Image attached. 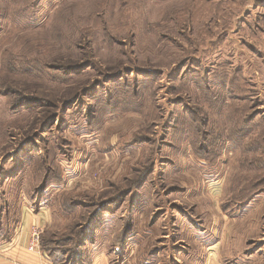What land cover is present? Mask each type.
<instances>
[{
  "label": "rangeland",
  "instance_id": "1",
  "mask_svg": "<svg viewBox=\"0 0 264 264\" xmlns=\"http://www.w3.org/2000/svg\"><path fill=\"white\" fill-rule=\"evenodd\" d=\"M23 209L53 264L218 258L223 227L264 264V0H0V237Z\"/></svg>",
  "mask_w": 264,
  "mask_h": 264
},
{
  "label": "crops",
  "instance_id": "2",
  "mask_svg": "<svg viewBox=\"0 0 264 264\" xmlns=\"http://www.w3.org/2000/svg\"><path fill=\"white\" fill-rule=\"evenodd\" d=\"M37 218L41 219L43 217V213L40 212L38 215L33 214L29 209H23L22 216H21V222L16 227L13 228V231L11 233L10 238L3 239L4 235H1L0 237V264H53L51 260L44 255L41 252H38L37 250L31 251L29 249V243L31 239V226L36 223L38 220ZM225 231V236L221 239L219 243V247L217 249L219 250V257L217 258H211V254L206 258H196L195 256H192V252L186 257L175 255L171 261H169L168 264H222V255L225 253L224 248L226 246V243L231 242L234 243L235 240L229 239L228 235V229L227 227H223ZM146 237L144 238L143 243L141 244L140 248H142L140 251H144L145 248L151 247L153 248V245L156 244L158 238H163L168 235H160L158 234V231L155 229V227H151L147 232H145ZM154 240L156 242H154ZM234 241V242H233ZM163 242V241H159ZM178 242V241H177ZM176 242V244H177ZM158 243V242H157ZM175 244V243H174ZM212 243L203 244V247H206L208 251L212 248L216 250V245H211ZM136 244L131 242L129 246H125L124 249L127 251V255L131 257L132 262L129 264H135L138 260V257H132L133 253L135 254L134 248ZM218 246V245H217ZM175 247V246H174ZM137 249V248H136ZM178 249V248H175ZM140 252V253H141ZM217 253V250L214 254ZM229 253H227L228 255ZM126 255V256H127ZM225 254V258L227 256ZM167 258H170V256H167ZM116 257L111 250L103 245L98 246V249L95 250L92 254V260L91 264H116L118 263L116 261ZM125 260H127V257H125ZM162 257L156 256L153 259L154 264H164L162 262ZM147 263L152 264L151 260H148ZM128 264V263H126Z\"/></svg>",
  "mask_w": 264,
  "mask_h": 264
},
{
  "label": "built area",
  "instance_id": "3",
  "mask_svg": "<svg viewBox=\"0 0 264 264\" xmlns=\"http://www.w3.org/2000/svg\"><path fill=\"white\" fill-rule=\"evenodd\" d=\"M42 229L39 226H33L31 231V239L29 243V249L31 251H35L39 249L40 246V237H41Z\"/></svg>",
  "mask_w": 264,
  "mask_h": 264
}]
</instances>
